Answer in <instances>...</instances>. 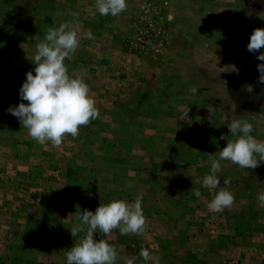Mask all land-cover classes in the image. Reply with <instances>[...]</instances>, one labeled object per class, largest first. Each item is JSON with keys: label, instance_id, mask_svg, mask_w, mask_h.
Wrapping results in <instances>:
<instances>
[{"label": "rangeland", "instance_id": "1", "mask_svg": "<svg viewBox=\"0 0 264 264\" xmlns=\"http://www.w3.org/2000/svg\"><path fill=\"white\" fill-rule=\"evenodd\" d=\"M127 3L113 17L95 0H0V264H65L77 206L94 212L140 194L145 233L103 237L119 252L115 264L132 256L146 264L142 248L147 264H264V162L221 161L230 210L210 212L220 189L202 186L233 120L253 123L251 135L264 141V61L256 58L264 48L247 49L254 29H264V0ZM65 22L80 36L65 64L88 84L100 116L54 148L6 110L27 104L19 90L27 72L35 75L36 45Z\"/></svg>", "mask_w": 264, "mask_h": 264}, {"label": "clouds", "instance_id": "2", "mask_svg": "<svg viewBox=\"0 0 264 264\" xmlns=\"http://www.w3.org/2000/svg\"><path fill=\"white\" fill-rule=\"evenodd\" d=\"M95 7L101 16H119L128 9L127 0H95ZM79 25L65 22L58 28H50L45 39L36 45V53L32 62V71L26 73L19 93L21 102L18 106H10L6 112L15 116L27 129L28 135L41 145L49 142L59 148L66 136L73 138L79 135L81 127L88 126L92 120L98 119L100 112L95 99L90 95L88 84L81 77L69 74L65 60H72L80 46ZM93 38L92 32L84 34ZM264 48V29H254L247 44L249 52H259ZM264 61V52L256 57ZM260 73L257 83L264 84V63L257 65ZM245 90L253 92L252 85H245ZM189 108L181 116L188 118ZM230 136L222 135L227 145L219 152V159L211 162V172L203 178V187L220 190L207 205L210 212H222L231 209L235 197L226 187H221L217 172L221 169V161H230L243 169H256L264 162V141H258L251 133L254 125L248 121L233 120L228 125ZM234 137V139H229ZM230 183L224 179L223 184ZM194 195L201 197L195 190ZM143 194L138 195L133 203L114 200L108 204H100L95 211L77 206L75 223L69 230L71 236L77 238L74 246L65 252V264H115L119 252L103 237H110L114 230L121 235H143L147 221L142 209ZM257 200L264 204V193L258 194ZM99 233L102 238L95 239ZM139 258L147 262L151 253L142 248ZM136 256L126 257L124 264H135Z\"/></svg>", "mask_w": 264, "mask_h": 264}]
</instances>
